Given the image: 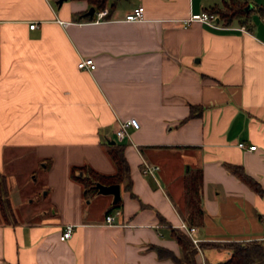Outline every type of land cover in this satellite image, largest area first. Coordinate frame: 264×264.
Masks as SVG:
<instances>
[{"label": "crops", "instance_id": "1", "mask_svg": "<svg viewBox=\"0 0 264 264\" xmlns=\"http://www.w3.org/2000/svg\"><path fill=\"white\" fill-rule=\"evenodd\" d=\"M224 1L108 0V15L86 20L84 0H0V174L14 218L0 214V264H174L155 249L180 257L172 230L188 236L183 225L194 228L196 264L227 260L216 245L264 241V196L228 168L264 190V0H246V24H224L212 11ZM138 6L144 19L125 21ZM201 12L219 27L183 25ZM86 58L94 70L77 67ZM129 118L139 127L117 139ZM112 141L130 189L118 184L116 209L101 194L84 206L71 169L113 175ZM41 163L54 211L20 221L21 186ZM143 163L158 170L145 175ZM66 225L73 233L61 241Z\"/></svg>", "mask_w": 264, "mask_h": 264}, {"label": "trees", "instance_id": "2", "mask_svg": "<svg viewBox=\"0 0 264 264\" xmlns=\"http://www.w3.org/2000/svg\"><path fill=\"white\" fill-rule=\"evenodd\" d=\"M91 7H94L95 11H100L106 8L108 0H84ZM248 5L246 0H226L223 2L221 7L212 8L213 12L219 14L224 24H229L234 19L240 20L241 23L246 24L247 18L251 13V9L246 11L245 8ZM112 6L107 11H112ZM259 11L264 15V8H259ZM94 16L88 14L80 15V19L92 20ZM108 156L115 166V173L113 175H101L92 169L82 166L71 169V178L73 181L79 183L82 187V194L85 199L97 194L95 187L96 183L104 185L110 184H122L125 183V189H130V174L129 165L125 159L123 153V146L119 144L108 145ZM229 170L237 176L240 180L248 184L257 194L264 196V190L261 186L247 176L240 166H229ZM199 179L198 175L191 177L187 184V189L191 191V185ZM193 194V193H192ZM134 197V195L132 194ZM191 200H194L193 198ZM120 202H117L111 206V210L118 208ZM110 210V211H111ZM0 214L5 222L13 221V212L8 199V191L5 182V178L0 174ZM175 239L177 240L180 249L181 256L175 257L168 251L162 249H155L160 257L169 256L173 259L174 264H196L195 256L197 249L189 239L181 231L175 229L172 230ZM210 244H200L201 248L209 247ZM216 247L224 248L230 251V256L224 262L216 264H264V241H250V242H237L229 243L226 245H216Z\"/></svg>", "mask_w": 264, "mask_h": 264}, {"label": "built area", "instance_id": "3", "mask_svg": "<svg viewBox=\"0 0 264 264\" xmlns=\"http://www.w3.org/2000/svg\"><path fill=\"white\" fill-rule=\"evenodd\" d=\"M105 15H106L105 9L97 12L96 20L101 19ZM143 17H144L143 7L138 6V7L134 8L130 13H128L125 16L124 20L127 22H138V21H142L144 19ZM218 21H219V18L216 14L209 13V12H201L198 14H191L188 18L183 20L182 23L184 26H187L191 22H201V23H204V24L209 25L211 27L217 28V27H219L217 24ZM35 26H36V24L32 22L29 24V29H33V28H35ZM77 67L79 69L92 71L95 69L96 65H95L92 58H86V59H81L78 62ZM138 127H139V124L135 118H129L126 120H118L117 121V127L115 130L116 138L119 140H122L125 136H127V131L129 128L137 129ZM238 146L240 148L245 147L244 143H242V142L238 143ZM255 148H256V146H249L248 147L249 150H255ZM157 170H158L157 166L149 165L147 163H143V169H142L143 174L153 176L155 171H157ZM116 214H119V212L118 211L115 212V215ZM114 220H115V217L112 214H109L105 217V221L108 224H113ZM263 227H264V223H263ZM183 228L186 231V234L191 237L192 242L197 247V243H198L197 240L192 238L194 228H187L184 225H183ZM73 229H74V227L72 225H66L64 227L61 235L59 236V239L61 241L68 239L72 235Z\"/></svg>", "mask_w": 264, "mask_h": 264}, {"label": "rangeland", "instance_id": "4", "mask_svg": "<svg viewBox=\"0 0 264 264\" xmlns=\"http://www.w3.org/2000/svg\"><path fill=\"white\" fill-rule=\"evenodd\" d=\"M43 166L44 164L41 163L37 168L36 173L30 177L28 183L22 184L21 186V196L23 199H21V204L17 208V217L20 221L38 222L46 215L52 216L51 214L54 210L50 204V197L47 196V189L44 188L45 178L43 175ZM84 202V206H87L89 205L88 202H90V200L85 199ZM99 205L100 203H95L97 208ZM89 206H93L92 203H90ZM94 210L97 211L95 207ZM45 212H47V214H45Z\"/></svg>", "mask_w": 264, "mask_h": 264}, {"label": "water", "instance_id": "5", "mask_svg": "<svg viewBox=\"0 0 264 264\" xmlns=\"http://www.w3.org/2000/svg\"><path fill=\"white\" fill-rule=\"evenodd\" d=\"M63 1H67V0H57V4H61ZM251 7L248 5L245 10L248 11ZM95 12L94 7H90L87 14L89 16H93ZM112 144H114V141L111 142ZM95 187L97 189V194H101V195H111L113 197L112 203L115 204L117 202H119L120 200V187L118 184H110V185H104L101 183H96Z\"/></svg>", "mask_w": 264, "mask_h": 264}]
</instances>
